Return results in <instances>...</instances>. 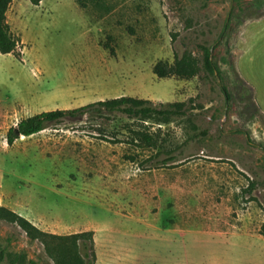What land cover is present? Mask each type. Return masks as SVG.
Wrapping results in <instances>:
<instances>
[{
    "label": "rangeland",
    "instance_id": "rangeland-1",
    "mask_svg": "<svg viewBox=\"0 0 264 264\" xmlns=\"http://www.w3.org/2000/svg\"><path fill=\"white\" fill-rule=\"evenodd\" d=\"M7 21L23 56L0 53V206L47 233L93 231L95 264H264V0H13ZM205 48L216 75L154 74ZM122 96L187 115L145 123L158 148L130 143L144 127L123 115L8 144L25 118ZM1 255L54 264L2 219Z\"/></svg>",
    "mask_w": 264,
    "mask_h": 264
},
{
    "label": "trees",
    "instance_id": "trees-1",
    "mask_svg": "<svg viewBox=\"0 0 264 264\" xmlns=\"http://www.w3.org/2000/svg\"><path fill=\"white\" fill-rule=\"evenodd\" d=\"M12 1L0 0V53L14 54L18 58H22L21 47L23 42L12 32L7 21V12ZM30 1L34 5H39L42 0ZM75 1L81 8L87 9L89 2L94 0ZM104 46L112 55H115V50L109 43H105ZM202 67L213 75H216L218 71L216 64L212 60L211 48L204 49L202 61L192 52L186 51L182 56L176 55L173 62L167 60L158 61L153 71L159 78L192 80L200 75ZM254 104L255 102L251 103L250 106H255L256 104ZM87 115H96L102 118L123 115L129 119L140 121L143 123L142 126L144 128H129L130 143L141 148H158L156 132H150L145 123L152 121L163 125L170 123L174 117H184L187 115V103L182 101L155 104L143 98L122 96L90 103L76 109L42 112L21 120L16 127L11 128L7 135L8 144L13 145L20 137L33 136L65 119H78ZM170 159L173 158L170 157ZM254 184V182L251 183L252 187ZM0 219L17 224L32 240L41 241L45 246L47 256L53 260L54 264H95L96 252L93 231L70 235L47 233L25 217L3 206H0ZM2 260L3 255L0 256V261ZM27 264L36 263L30 260Z\"/></svg>",
    "mask_w": 264,
    "mask_h": 264
}]
</instances>
